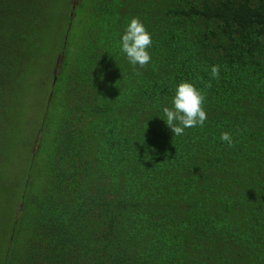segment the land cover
Instances as JSON below:
<instances>
[{
  "label": "trees",
  "instance_id": "obj_1",
  "mask_svg": "<svg viewBox=\"0 0 264 264\" xmlns=\"http://www.w3.org/2000/svg\"><path fill=\"white\" fill-rule=\"evenodd\" d=\"M0 264H264V0H0Z\"/></svg>",
  "mask_w": 264,
  "mask_h": 264
},
{
  "label": "clouds",
  "instance_id": "obj_2",
  "mask_svg": "<svg viewBox=\"0 0 264 264\" xmlns=\"http://www.w3.org/2000/svg\"><path fill=\"white\" fill-rule=\"evenodd\" d=\"M119 44L121 52L133 67L138 65L143 68L150 63L152 57L149 49L152 46V35L138 17L132 18L127 23ZM219 74V66H212L211 78L217 79ZM206 87H211V83L209 82ZM204 102V92L193 83L185 81L176 86L171 106L162 108V119L174 136L184 135L186 129L204 126L208 118ZM220 139L222 142H226L229 147L234 143L233 136L229 132H223Z\"/></svg>",
  "mask_w": 264,
  "mask_h": 264
},
{
  "label": "water",
  "instance_id": "obj_3",
  "mask_svg": "<svg viewBox=\"0 0 264 264\" xmlns=\"http://www.w3.org/2000/svg\"><path fill=\"white\" fill-rule=\"evenodd\" d=\"M61 58H62V57H61ZM58 61H60V57L57 58V63H58ZM60 62H62V59H61ZM57 63H56V64H57ZM55 70H56V65H55L54 73H55Z\"/></svg>",
  "mask_w": 264,
  "mask_h": 264
},
{
  "label": "rangeland",
  "instance_id": "obj_4",
  "mask_svg": "<svg viewBox=\"0 0 264 264\" xmlns=\"http://www.w3.org/2000/svg\"><path fill=\"white\" fill-rule=\"evenodd\" d=\"M58 58V57H57ZM55 65H57L56 63H55ZM48 67V66H47ZM44 71H47V68L45 67V69H44ZM46 76V75H45Z\"/></svg>",
  "mask_w": 264,
  "mask_h": 264
}]
</instances>
